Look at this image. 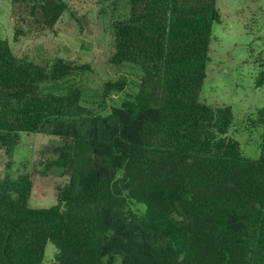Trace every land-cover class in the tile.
Returning <instances> with one entry per match:
<instances>
[{
  "label": "trees",
  "instance_id": "obj_1",
  "mask_svg": "<svg viewBox=\"0 0 264 264\" xmlns=\"http://www.w3.org/2000/svg\"><path fill=\"white\" fill-rule=\"evenodd\" d=\"M13 40L52 29L65 0H9ZM113 22L109 62L140 71L138 90L106 114L77 88L44 91L91 66L39 64L0 39V147L22 133L58 139L56 167L68 177L56 203L31 207L28 174L0 177V264H264V131L258 158L228 135L231 107L197 98L220 11L213 0H128ZM264 84V68L255 85ZM108 80L104 93L122 91ZM254 124L264 127V108Z\"/></svg>",
  "mask_w": 264,
  "mask_h": 264
},
{
  "label": "rangeland",
  "instance_id": "obj_2",
  "mask_svg": "<svg viewBox=\"0 0 264 264\" xmlns=\"http://www.w3.org/2000/svg\"><path fill=\"white\" fill-rule=\"evenodd\" d=\"M68 9L52 29L38 35L13 40V18L9 0H0V39L9 42L13 53L27 56L39 64L55 60L87 63L89 70L69 75L57 83H44V91L77 88L82 103L106 114L111 106L135 95L139 69L129 63L114 65L115 20L127 17L128 0H65ZM204 0H188L197 5ZM220 11V22L212 26L206 77L197 98L213 107L228 105L232 122L228 135L238 141L244 156L258 158L264 127L254 124L257 110L264 108V84L257 87L256 77L264 68V0H213ZM124 79L122 91L104 93L108 80ZM58 139L43 133H22L10 155L0 147V177L28 174L33 182L28 199L31 207H49L56 203V186L68 177L59 168L45 170L54 158ZM57 248L46 243L43 264H54Z\"/></svg>",
  "mask_w": 264,
  "mask_h": 264
}]
</instances>
